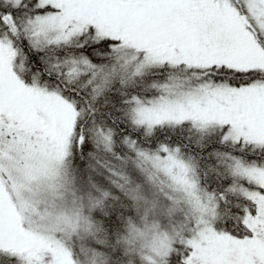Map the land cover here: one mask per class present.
<instances>
[{
    "label": "snow or ice",
    "instance_id": "snow-or-ice-1",
    "mask_svg": "<svg viewBox=\"0 0 264 264\" xmlns=\"http://www.w3.org/2000/svg\"><path fill=\"white\" fill-rule=\"evenodd\" d=\"M0 264H264V0H0Z\"/></svg>",
    "mask_w": 264,
    "mask_h": 264
}]
</instances>
